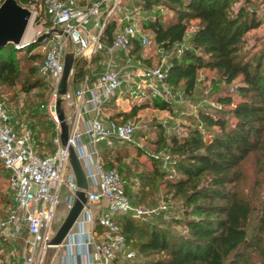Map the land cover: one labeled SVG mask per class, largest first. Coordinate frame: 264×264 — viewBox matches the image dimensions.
Here are the masks:
<instances>
[{
  "label": "trees",
  "instance_id": "16d2710c",
  "mask_svg": "<svg viewBox=\"0 0 264 264\" xmlns=\"http://www.w3.org/2000/svg\"><path fill=\"white\" fill-rule=\"evenodd\" d=\"M35 1L18 0L22 5ZM127 1L128 7L151 14V18L147 16L146 19L144 16L138 22L141 31L145 34L151 32L159 47L174 51L165 79L172 90L182 87L185 94H193L200 69L209 68L215 69L222 79L219 92L212 101L221 106L231 105L233 94L230 90L236 91L243 98L229 110L219 107L209 109L208 103L201 106L193 125H185L186 131L182 133L175 130L166 133L164 125L160 124L156 128L157 137L154 139L158 148L148 152L138 147L139 153H149L156 161L157 174L169 175V186L174 194L182 197V216L174 217L172 221L183 224L186 231L166 230L158 221L145 225L141 223L145 218L134 217L130 213L116 215L115 219L121 225L129 249L127 261L129 264L247 262L243 248L253 245L248 225L254 205L239 195L235 185L241 178L240 166L249 155L264 157V55H260L254 63L244 61L245 58H241V45L245 34L261 25L259 9L252 6L253 0H244L237 7H234V2L239 0ZM159 3L174 11L176 19L164 24L159 13L153 11ZM43 13L49 20L45 29H50L54 25L53 20ZM38 16L42 17L41 14ZM193 19L198 20V25L189 34V23ZM101 21L105 22L100 36L102 46L92 58V61L97 62H101L106 56L107 47L112 43L119 24L115 20V14L106 17L103 13ZM126 24L122 23L121 27ZM41 41L36 40L23 47L9 44L0 49L1 84L10 87L22 84L24 91L47 87L50 92L48 79L38 73L45 54L32 51ZM141 47L144 46L139 40L133 39L128 49L139 50ZM23 50L31 52V59L40 60L27 69L28 75L32 76L30 82L23 73L17 55ZM89 63L85 55H75L70 74L73 83H80L87 75L91 76ZM94 79L91 77V81ZM153 100L166 107L170 97L153 96ZM147 102L146 99L135 103L127 111H113L110 117L122 122L129 121L140 109L148 106ZM29 114L36 113L25 115L26 119H33L29 125L35 128L37 119L34 120ZM36 140L39 151H44L48 145V137L45 134L41 137L38 132ZM129 145L112 143V147L102 155L100 153V156L105 168H114L120 173L125 183V192L132 200L130 185L121 172L122 166H114V161L122 160L118 152ZM165 166H168L167 169ZM0 169L5 172L8 183V172L1 164ZM2 199L8 207L11 202L8 186ZM261 220L264 223V214ZM260 240L261 238L259 242ZM11 245L10 240L0 235L1 254L4 255V249ZM0 264L9 263L1 257Z\"/></svg>",
  "mask_w": 264,
  "mask_h": 264
},
{
  "label": "built area",
  "instance_id": "2783aa9c",
  "mask_svg": "<svg viewBox=\"0 0 264 264\" xmlns=\"http://www.w3.org/2000/svg\"><path fill=\"white\" fill-rule=\"evenodd\" d=\"M125 1L94 0L80 11L77 0H36L24 5L32 11V21L45 12L62 32H53L43 45L45 56L38 69L50 85L41 108L54 127V150L40 152L33 128L26 120L14 118L7 104L0 100V164L9 174L11 195L7 214L0 218V235L10 241L21 240L23 252L19 264H41L61 225L55 222L58 206L63 203L68 213L75 202L80 186L71 162L73 152L85 173L87 199L62 243L56 246L50 264H129L126 237L115 216L137 215L140 211L126 194L120 173L105 168L98 143L113 139L133 143L136 127L129 121L111 118L106 121L103 111L111 99L122 100L119 92L124 84H135V91L148 90L153 96L170 97L171 87L165 82L168 67L123 70L110 60L94 80L87 75L74 91L67 90L63 96L57 92L67 42L74 43L75 55L96 53L105 27L101 15H116ZM91 17L96 32L86 28ZM133 39H138L142 46L150 42L139 26L129 23L116 31L108 52L127 50ZM59 98L69 127L66 143L61 137V120L56 110ZM103 201L107 202L105 207Z\"/></svg>",
  "mask_w": 264,
  "mask_h": 264
},
{
  "label": "rangeland",
  "instance_id": "374dc122",
  "mask_svg": "<svg viewBox=\"0 0 264 264\" xmlns=\"http://www.w3.org/2000/svg\"><path fill=\"white\" fill-rule=\"evenodd\" d=\"M2 1L3 0H0V4ZM91 1L92 0H78V10L80 11L87 8L91 4ZM253 1L254 3L252 6H256L259 9V15L262 16L264 1ZM242 2H244V0L234 2V7H237ZM153 9H155L153 11L159 13L161 21L164 24L176 19V13L165 5L159 3ZM116 13L115 20L120 23V25L122 23H130L139 26L138 22L142 21L144 16H146V19H148V17L151 18V14L148 12L140 11L138 8L133 9L128 7L127 0L123 4L122 10H118ZM41 15L42 17L39 18L38 16L32 23L34 36L30 39L29 43L36 41L37 36L47 30L45 29L48 26L46 22L49 20L45 17L44 13H41ZM93 25L94 18L91 17L86 23V28H93ZM197 25L198 20L193 19L190 21L189 34ZM53 27L54 25L51 28ZM147 35L150 38V42L146 46L141 47L139 50H132L130 48L123 52V59L120 61L119 67L123 68V70L155 66L168 67L169 60L174 54V51L172 49L165 50L159 47L151 32ZM49 39L50 37L39 42L32 51H38L44 55L45 50L43 45ZM263 40L264 21L262 20L258 28L249 30L245 34L241 45V58H245L244 61L247 60L254 63L260 55H264ZM73 50H75L74 43L68 41L65 52ZM30 53L31 52L27 50L17 53L23 73L28 77L29 82L32 81V76L28 75L27 69L40 61L31 59ZM103 69L104 66L101 65L98 69L99 73L102 72ZM221 85V75L215 69L203 68L199 71L195 92L187 95L184 93L182 87L171 89L170 102L166 104V107H163L161 103L157 104L154 102L153 95H151L148 90L145 92H135L132 90L129 91L131 95L124 96L123 102H121L118 107L122 111L130 110L135 103L146 101V99L148 100V106L140 109L138 114L129 120L136 127L134 142L118 152V154L122 156L121 161H114L115 167L119 165L122 166L121 172L126 176L127 183H129L131 189V203L133 207H136L140 211L137 215L133 216L145 218V220L141 222L142 224L149 225L152 221H158L160 223L159 225L166 227V230L186 231V227L183 226V224H176L172 221L174 217L182 216V197L174 194V191L169 186V175L157 174L155 171L158 169L155 163L156 161L151 158L149 153H145L144 151L139 153L138 147L144 148L148 152H153L158 148L154 143V139L157 137L156 128L160 124L164 125L166 133L172 132L173 130L182 133L186 131L185 125H193L194 119H197L196 113L201 106L208 103L210 105V108L208 107L209 109L219 107L222 110H229L243 99L236 91L230 90V93L233 94V103L231 105L221 106L217 102L212 101L219 92V87H221ZM68 90L71 92L72 86H70ZM119 93L123 94L124 92L120 90ZM119 93H117V95ZM48 95L49 90L47 87H36L30 91H24L22 84L10 87L0 83V100L6 101L14 117L20 120H26L28 125L32 123L33 119H26L25 115L35 112L36 114H29L34 117V120L37 119V124L33 130L36 135L39 132L41 137H43V134L48 137V145L45 150L53 151L54 146L52 138L54 135V127L48 116L42 113L43 110L41 108V103L47 100ZM112 101L113 99L106 105L110 104ZM112 143L116 145L120 142L113 139L109 142L101 141L98 143V149L101 155L105 150L108 151L112 147ZM36 148H38L37 144ZM167 167L168 166H165L166 169ZM240 172L241 178L235 185V189L238 191L239 195L246 198L254 205V211L251 214L248 225L250 241H252L253 245L248 248H243L247 262L240 260L239 264H264V223L261 220L264 214V157L254 154L249 155L242 162ZM7 186L8 183L6 181L5 172L0 169V218L7 214L8 207L2 199V196L6 195ZM66 214L65 206L62 203L57 208L55 222L62 223ZM98 231L101 232L102 229L98 228ZM259 238H261L260 242ZM11 242L12 245L10 247H4V255L0 252V255H3L0 256V260L2 257L3 260L9 264H19L23 252L22 245L19 244V240L15 241V243L13 241ZM128 254L129 249L127 248L126 260H128ZM45 260L46 255L41 264H45Z\"/></svg>",
  "mask_w": 264,
  "mask_h": 264
},
{
  "label": "water",
  "instance_id": "95a60500",
  "mask_svg": "<svg viewBox=\"0 0 264 264\" xmlns=\"http://www.w3.org/2000/svg\"><path fill=\"white\" fill-rule=\"evenodd\" d=\"M32 11L29 7L22 5L18 0H3L0 4V49L13 44L16 47H23L30 42L25 40L27 28L31 22ZM33 23V21H32ZM32 25V24H31ZM53 32L61 33L62 30L58 28H51L37 36V40H44L51 36ZM75 59V53L73 51L66 52L64 56V71L58 84V94L63 96L67 93L71 70ZM62 98L57 100L56 110L59 113V119L61 120L62 133L61 137L63 143H66L69 137V127L64 118V111L61 106ZM71 162L77 177L80 189L76 193V199L71 209L68 211L65 219L61 223L56 235L51 241V246L48 247L46 253L45 264H50L52 257L54 256L56 246L61 244L68 231L71 229L75 220L81 213L84 203L86 202V192L88 187L85 173L81 167L76 154L73 152L71 156Z\"/></svg>",
  "mask_w": 264,
  "mask_h": 264
},
{
  "label": "crops",
  "instance_id": "0c3cea01",
  "mask_svg": "<svg viewBox=\"0 0 264 264\" xmlns=\"http://www.w3.org/2000/svg\"><path fill=\"white\" fill-rule=\"evenodd\" d=\"M77 2H78V0H77ZM93 2V0L90 2V3H92ZM129 24V23H128ZM137 25V24H136ZM121 26H122V24L120 25V23L118 24V27H117V30H119L120 28H121ZM88 29V28H87ZM48 30V29H47ZM90 30L91 31H94V32H96V28H94V25H93V28H90ZM116 30V31H117ZM46 31V30H45ZM51 37V36H50ZM111 45V44H110ZM109 45V46H110ZM101 46H102V42H101ZM108 46V47H109ZM108 47H107V49H108ZM100 49V48H99ZM98 49V50H99ZM97 50V51H98ZM124 51H126V50H116L115 52H113L112 54L111 53H109L108 51H107V54H106V56L104 57V59L101 61V62H97V61H92V58H93V56H94V54H96V53H93V54H88V51L86 52V53H84L83 55H85L86 57H87V59L89 60V67H90V71H91V76H90V78L91 77H94V78H96L98 75H100L104 70H105V68H106V65H107V63L110 61V60H112L113 61V63L115 64V65H117L118 67H119V64H120V61L123 59V52ZM73 52L76 54V51L75 50H73ZM100 65H103L104 66V69H103V71L102 72H100L99 73V71H98V69L100 68ZM119 68H121V67H119ZM121 69H123V68H121ZM79 85H80V83H73L70 79H69V86H68V89H69V87L70 86H72V90L71 91H74L76 88H78L79 87ZM135 87V84H132V86H129V85H127V84H124L123 86H122V88H121V90H123V94H121V98H122V100L121 101H115V100H113L110 104H108V105H106L105 107H104V116H105V120L106 121H108L111 117H110V114H111V112H113V111H119L120 109L118 108L119 107V105L121 104V102H123V99H124V96H128V95H131V92H129V91H135L133 88ZM136 92V91H135ZM116 107H117V109H116ZM106 204H107V202L106 201H103V206L105 207L106 206ZM19 240V244H22L21 243V240L20 239H15V240H12L14 243H15V241H18Z\"/></svg>",
  "mask_w": 264,
  "mask_h": 264
},
{
  "label": "bare ground",
  "instance_id": "6f19581e",
  "mask_svg": "<svg viewBox=\"0 0 264 264\" xmlns=\"http://www.w3.org/2000/svg\"><path fill=\"white\" fill-rule=\"evenodd\" d=\"M32 20L27 28V32H26V35H25V40H30L33 36H34V30H33V27H32Z\"/></svg>",
  "mask_w": 264,
  "mask_h": 264
}]
</instances>
